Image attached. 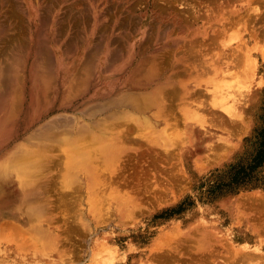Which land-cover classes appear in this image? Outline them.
Masks as SVG:
<instances>
[{
  "label": "rangeland",
  "instance_id": "rangeland-1",
  "mask_svg": "<svg viewBox=\"0 0 264 264\" xmlns=\"http://www.w3.org/2000/svg\"><path fill=\"white\" fill-rule=\"evenodd\" d=\"M135 1L56 0L59 16L72 3L114 12L100 19L98 30L88 13L83 31L73 21L68 29L59 22L58 30L51 15L33 20L31 28H39L32 39L42 41L41 49L33 50L27 30L25 42L13 46V67L26 73V81L31 66L42 64L46 47L72 66L64 83L57 62L49 71L59 78V106L41 121H59L56 137L35 135L36 122L14 141L12 161L27 153L47 161L27 181L42 191L40 200L26 207L31 219L0 225V264H264V0ZM128 10L137 16L139 30L131 31V39L138 45L132 62L118 70L126 49L122 45L118 57L105 62V41L118 33L106 24L118 25ZM85 44L91 49L89 83L63 91ZM181 50L192 56V64L184 62L185 75L171 78L170 59ZM158 61L163 72L151 75ZM139 64L142 74L129 81ZM130 89L147 99L139 112L117 102L129 97ZM105 90L114 91L104 99L106 108L98 109L94 97ZM2 186L0 178V194Z\"/></svg>",
  "mask_w": 264,
  "mask_h": 264
},
{
  "label": "bare ground",
  "instance_id": "bare-ground-1",
  "mask_svg": "<svg viewBox=\"0 0 264 264\" xmlns=\"http://www.w3.org/2000/svg\"><path fill=\"white\" fill-rule=\"evenodd\" d=\"M91 1V0H90ZM106 1V0H104ZM108 1V0H107ZM118 1V0H117ZM113 0V5L114 3ZM133 1V0H132ZM135 1V0H134ZM137 1V0H136ZM135 1V2H136ZM157 1V0H156ZM170 3H175V2H180L179 0H168ZM166 1V2H168ZM184 1V0H183ZM192 1V0H191ZM212 1V0H211ZM216 1V0H215ZM219 1V0H218ZM217 1V2H218ZM65 2V1H64ZM79 2V0H77V3ZM111 2V1H110ZM158 2V1H157ZM195 2V1H194ZM208 2V1H207ZM216 2V3H217ZM27 2H25V0H20V2L18 3L17 0H0V166H1V170H0V178H3V186H2V193L0 194V225L4 224V223H11V221L13 222H17V223H27L31 218L30 215L26 212L27 209L26 207H28L30 204H34L35 202H38L40 199V192H42L40 190V184H35L33 186H27V181L29 182L28 178H31L33 169H36L41 165L44 166V164H46V159H44L42 157V155L39 154H29L27 153L26 155L21 157L19 155H17L16 157H20L19 159H16L12 161V158L14 156V149H13V144L14 141L16 139H18V137L21 134H24L27 130H29L34 123L37 122V126L35 128V135L38 136H44V138H55L56 134L55 130L59 129V121H54L55 119H47V120H43L41 121V119L43 118V116H46L48 109L52 108L54 109L55 107L59 106V78L55 77L53 74H51V70H53V62H57L56 65V71L59 75V71L62 77V81L63 83L65 82V80L68 79V74L70 73V69L72 64L69 62H64V61H60L59 62V56L55 57L54 53L52 52L51 47H46L42 50L43 52V56H41V62L42 64L38 63V65L35 68H30L29 64V68L31 69L29 71L28 74V81L25 80L24 74L26 73H20L21 69H14L13 64H12V57H11V53L13 52V46L16 44H20V39L22 37H24L23 33L25 32V30H27L30 33V40L33 43V45L35 46L33 50H37L38 48H40V45L42 44V41L36 37V39H32V34H34V32L36 33L38 28L34 27L33 29L31 28V26H33V20L34 22L36 20H45L47 19V17L49 15H51L52 17V24L58 28L59 30V22L62 23L63 27L65 26L66 29H68L69 27H71V23L72 21L74 22V27L75 29H77V31H83V27L85 26L86 22H88V16L87 13L89 15L90 21H92V25H94L97 29L98 27V22L100 21V19H102V17H106L107 13H111L109 15H112V13L114 12V9L111 11V8L107 7V11H98L97 8H94L90 3H88L84 8L83 6L77 3H72L70 5L67 4L66 7L63 8L61 16H59L58 13H55V6L57 5L56 0H40L34 3V4H30V6H26ZM59 3V2H58ZM85 3V2H84ZM127 3V2H126ZM129 3V2H128ZM185 3V1H184ZM198 3V1L196 2ZM215 3V2H214ZM15 4V6H14ZM18 4V5H17ZM82 4V3H81ZM101 4V3H100ZM121 4V3H120ZM138 4V3H137ZM148 4V3H147ZM177 4V3H176ZM182 4V3H181ZM34 5V6H33ZM84 5V4H83ZM104 5V4H103ZM128 5V4H127ZM143 5V4H142ZM198 5V4H197ZM217 5V4H214ZM220 5V4H219ZM63 6V5H62ZM96 6V5H95ZM100 6V5H99ZM98 6V7H99ZM121 6V5H119ZM119 6H117L118 8H120ZM129 6V5H128ZM145 6V5H144ZM170 4L167 6L169 7ZM127 8V6H125ZM138 7V6H137ZM165 7V6H164ZM178 7V6H177ZM222 7V6H221ZM220 7V8H221ZM134 9L136 7H132L131 5V9ZM145 8V7H144ZM156 8V6H155ZM158 8V7H157ZM179 8H181L179 6ZM213 8V7H212ZM16 9V10H15ZM99 9V8H98ZM125 9V8H124ZM130 9V10H131ZM147 9V8H146ZM159 9V8H158ZM176 9V8H175ZM174 9V10H175ZM104 10V9H103ZM117 10V9H116ZM138 10V9H137ZM172 12V9H170ZM61 11V10H60ZM119 11V10H118ZM127 11V10H124ZM152 11V10H151ZM181 11V9H180ZM207 11V10H206ZM128 12L130 13L131 11L128 10ZM127 12V13H128ZM146 12V11H145ZM170 12V11H169ZM168 12V13H169ZM31 16L29 18L28 16ZM125 13V14H127ZM127 14V17L121 19L118 23V25H107L108 28H115L119 34H121L120 37L118 36V33L116 34V37L113 39H110V35L109 37L106 39L105 41V45L107 46V48L103 49V54H105V62L108 59H113L115 57H118L115 53L120 52L122 45L125 47L126 49V59L123 61V63H121L118 67V70L121 69V67H125L128 66V64H130L132 62V60L134 59V54L136 52V46L137 44V40H133L131 39V33H133L134 31L139 30V26H138V20H137V16H134V13H130ZM178 13V12H176ZM175 13V14H176ZM203 13V12H202ZM115 14H117V12H115ZM121 14V12H120ZM123 14V13H122ZM165 14V13H164ZM154 15V14H153ZM162 15V14H160ZM202 15V14H201ZM116 16V15H115ZM126 16V15H125ZM155 16V15H154ZM114 17V16H112ZM121 17V16H120ZM157 17V15H156ZM109 18V17H108ZM117 18V17H116ZM122 18V17H121ZM153 18V17H152ZM107 19V18H106ZM114 20V19H113ZM103 21V20H102ZM140 22V21H139ZM153 22V21H152ZM151 22V23H152ZM159 22V20H158ZM169 22V21H168ZM106 23V22H105ZM108 23V21H107ZM110 23V22H109ZM108 23V24H109ZM153 23H157L156 19L155 22ZM100 24V23H99ZM158 24V23H157ZM50 25V24H49ZM91 25V24H90ZM104 25V24H103ZM102 25V26H103ZM169 25V24H168ZM88 26V25H87ZM105 26V25H104ZM151 26V25H150ZM161 26V25H160ZM163 26V25H162ZM148 27V26H147ZM154 27V26H153ZM177 27V26H176ZM47 28V27H46ZM72 28V27H71ZM88 28V27H87ZM164 28V27H163ZM162 28V29H163ZM168 28V26H167ZM95 29V31H96ZM100 29V28H99ZM104 29V28H103ZM101 29L100 31L102 32ZM107 29V28H106ZM105 29V30H106ZM166 29V28H165ZM182 29V28H181ZM98 30V29H97ZM109 30V29H107ZM143 30V29H142ZM164 30V29H163ZM73 31V29H72ZM86 31V30H85ZM84 31V33H85ZM99 31V32H100ZM133 31V32H131ZM141 31V30H140ZM155 31V30H154ZM142 32V31H141ZM161 32V30H160ZM180 32V31H179ZM27 33V32H26ZM38 33V32H37ZM46 36H48V38H50V32H45ZM74 33V32H73ZM108 33V32H107ZM113 33V32H112ZM41 34V32H40ZM62 34V33H61ZM81 34V32H80ZM105 34V33H104ZM103 34V35H104ZM148 33H146L147 35ZM163 34V32H162ZM37 35V34H36ZM52 35V34H51ZM84 35V34H83ZM89 35V34H88ZM102 35V37H103ZM134 35V34H133ZM149 35V34H148ZM151 35V34H150ZM160 35V34H159ZM165 35V33H164ZM162 35V36H164ZM28 36V35H27ZM43 36V35H42ZM63 36V35H62ZM65 36V35H64ZM68 36V35H67ZM105 36V35H104ZM90 37V36H89ZM147 37V36H146ZM161 37V36H160ZM159 37V38H160ZM25 38V37H24ZM65 38V37H64ZM82 38V37H81ZM172 38V37H171ZM52 39V37H51ZM67 39V38H66ZM90 39V38H89ZM149 41V38H147ZM147 39L145 41H147ZM153 39V37H152ZM23 40V39H21ZM62 40V39H61ZM79 40V39H78ZM81 40V39H80ZM86 40V39H85ZM99 40V39H98ZM157 40V39H156ZM167 40V38L165 39V41ZM198 40V39H197ZM196 40V45H197V41ZM24 41V40H23ZM27 41V40H26ZM77 41V40H76ZM97 41V40H96ZM144 41V43H145ZM171 41V40H170ZM190 41H192L190 39ZM25 42V41H24ZM153 42V41H151ZM157 42V41H156ZM186 42V41H185ZM184 42V43H185ZM195 45V41H192ZM63 43V42H62ZM90 43V42H89ZM101 43V41H100ZM173 43V42H172ZM188 44V42H186ZM46 44V43H45ZM92 44V43H91ZM156 44V43H155ZM190 44V42H189ZM188 44V45H189ZM64 45V44H63ZM74 45V44H73ZM79 45V44H78ZM96 45V44H95ZM185 45V44H184ZM183 45V46H184ZM192 45V46H193ZM256 45V43H255ZM66 46V45H65ZM76 46V44H75ZM85 47L83 48L86 53L83 55H80L78 60H79V65L76 68V70L74 72L71 73L70 75V79L68 81V84L64 87H62V90H68V91H72V89H74L75 91H77L78 89H80V87L82 85H86V83L88 82L87 77H90L91 75V69H90V62H91V53L89 54V50L88 49V45H84ZM186 46V45H185ZM199 46V45H198ZM254 46V45H253ZM26 47V46H25ZM27 47H30L27 46ZM44 47V46H43ZM42 47V48H43ZM64 47V46H63ZM73 47V46H72ZM78 47V46H77ZM82 47V46H81ZM111 47V51L108 50ZM175 47V46H174ZM181 47V46H179ZM178 47V48H179ZM187 47V46H186ZM190 47V46H188ZM255 47V46H254ZM59 48V47H58ZM57 48V49H58ZM149 48V47H148ZM147 48V49H148ZM171 48V47H170ZM194 48V47H193ZM197 47L195 46L194 49H196ZM201 48V47H200ZM95 49V48H94ZM98 49V48H97ZM102 49V47H101ZM189 49V48H188ZM55 50V49H54ZM123 50V49H122ZM173 50V47H172ZM185 50V49H184ZM187 50V49H186ZM190 50H192V48L190 47ZM201 49H199L200 51ZM204 50V49H203ZM30 53V50H27ZM75 51V50H74ZM73 51V53H74ZM84 51V52H85ZM96 51V50H95ZM142 51V50H141ZM180 51V50H179ZM175 52L172 57H171V61L173 63H171L173 65V68L175 69L173 72L170 73V76H172L171 78L177 77L179 78L181 75H185V71H184V62L186 63L192 56H190V58L188 56H186V54L184 53V51L182 52ZM193 51V50H192ZM202 51V50H201ZM186 52V51H185ZM189 53V51H187ZM28 53V55H29ZM34 53V52H33ZM72 53V54H73ZM121 53V52H120ZM187 53V54H188ZM191 53V52H190ZM194 53V52H193ZM191 53V54H193ZM201 53V52H199ZM19 54V53H18ZM68 54V53H67ZM93 54V53H92ZM102 54V55H103ZM111 54V55H110ZM142 54V52H141ZM150 54V53H149ZM59 55V54H58ZM79 55V54H78ZM120 55V54H119ZM194 55V54H193ZM199 55V54H198ZM69 56V55H68ZM158 56V55H157ZM202 56V55H200ZM19 57V56H18ZM28 57V56H27ZM62 57V56H61ZM167 57V56H166ZM198 57V56H197ZM31 58V57H30ZM37 57L35 56V59ZM56 58V60H55ZM70 58V57H69ZM73 58V56H72ZM199 58V57H198ZM198 58L195 57V60ZM25 59V58H24ZM120 59V58H119ZM158 59V57L156 58ZM163 59V58H162ZM165 59V58H164ZM167 59V58H166ZM201 59V58H200ZM52 64V66L46 64V61H48ZM70 60V59H69ZM196 60V61H197ZM162 61V60H161ZM160 61V62H161ZM167 61V60H166ZM165 61V62H166ZM190 61V60H189ZM188 63L192 64V63ZM202 61V59H201ZM200 61V63H201ZM40 62V61H39ZM78 62V61H77ZM101 62V61H100ZM199 63V60H198ZM46 64V65H44ZM167 64L169 65V63L167 62ZM104 65V64H103ZM161 63H153V68L154 70H150V74H159L163 71H161ZM197 65V63H196ZM199 65V64H198ZM200 65H204L203 63H201ZM22 66V65H21ZM164 66V65H162ZM75 67V66H74ZM192 67V66H191ZM199 66H197L198 68ZM26 68V67H25ZM52 68V69H51ZM167 68V67H166ZM190 68V66H189ZM193 68V67H192ZM187 69V68H186ZM199 69V68H198ZM25 70V69H24ZM27 70V69H26ZM101 70L105 71V68L101 66ZM142 70L141 69V65H137L136 67H134L133 70H130V73L128 75V80L131 81L133 79V76H138L142 74ZM190 70V69H189ZM94 71V69H93ZM117 72V71H116ZM56 73V72H55ZM68 73V74H67ZM94 73V72H93ZM113 73V72H112ZM115 73V72H114ZM57 75V74H56ZM169 76V75H168ZM169 76V77H170ZM159 76H157L158 78ZM161 77V75H160ZM93 79V78H92ZM154 79V78H153ZM122 80V79H121ZM168 80V79H167ZM170 80V79H169ZM86 82V83H85ZM147 82V81H146ZM62 83V84H63ZM85 83V84H83ZM89 83V82H88ZM121 83V82H120ZM145 83V82H144ZM119 84V83H118ZM136 84H139L138 81H136ZM151 84V83H150ZM175 85V84H174ZM173 85V86H174ZM172 86V87H173ZM82 88V87H81ZM180 88V87H179ZM92 89V88H91ZM117 89V88H116ZM152 89V88H151ZM183 91L185 89H187V87H182ZM88 90V89H87ZM115 90V89H114ZM114 90H110V91H114ZM120 90V89H119ZM125 90V89H124ZM167 90V89H165ZM164 90V91H165ZM171 90V89H170ZM170 90L166 91V94L169 95V93H171ZM176 90V89H175ZM110 91H103L101 94L96 95L93 99H90L91 101H96L97 102V108L98 109H105L108 103L104 102V99H106V97L108 96V93L110 94ZM131 94L129 97L121 99L119 98L117 100L119 105H123L125 104L127 107H129L130 110L134 112H139L142 110L143 108V104L146 97H144V95H139V93L133 91L132 89L128 90ZM83 92V91H82ZM151 92V91H150ZM115 93V92H114ZM146 93V92H145ZM180 93V92H179ZM182 93V92H181ZM147 94V93H146ZM151 94V93H150ZM125 95V94H124ZM153 95V94H151ZM166 95V96H167ZM177 94L173 95L176 96ZM179 95V94H178ZM110 96V95H109ZM123 96V95H122ZM146 96V95H145ZM171 96V95H170ZM172 96V98H173ZM25 97H29V99L25 98ZM68 97V96H67ZM152 97V96H151ZM165 97V96H164ZM187 97V96H186ZM166 98V97H165ZM170 98V97H169ZM176 98V97H175ZM181 98V97H180ZM124 100V101H123ZM144 100V101H143ZM147 100V99H146ZM149 100V99H148ZM153 100V99H151ZM150 100V101H151ZM167 100V99H166ZM154 101V100H153ZM170 102V101H169ZM168 102V103H169ZM27 103V104H26ZM81 103V102H80ZM89 103V102H88ZM155 103V101H154ZM148 104V103H146ZM151 104V103H149ZM172 104V102H171ZM189 104V103H187ZM63 105V104H62ZM170 105V104H169ZM168 105V106H169ZM70 105H68L69 107ZM217 106V105H216ZM74 107V106H73ZM78 107V106H77ZM115 107V106H114ZM147 107V106H145ZM165 108V107H163ZM51 109V110H52ZM59 109V108H58ZM75 109V108H73ZM108 109V108H107ZM120 109V108H119ZM124 109V108H123ZM145 109V108H144ZM147 109V108H146ZM168 110V109H167ZM166 110V112H167ZM170 110V109H169ZM188 110V109H187ZM73 111V110H72ZM102 112V111H101ZM175 112V111H174ZM186 112V111H185ZM97 113V112H96ZM99 113V112H98ZM104 113V112H103ZM106 113V112H105ZM59 114V113H58ZM161 114V112H160ZM159 114V115H160ZM171 114V112H170ZM139 115V114H138ZM137 115V116H138ZM157 115V114H156ZM173 115V114H172ZM229 115V114H228ZM58 116V115H57ZM93 116V115H92ZM99 116V115H98ZM136 116V118H137ZM230 116V115H229ZM233 116V115H232ZM133 117V116H132ZM104 118V117H103ZM171 118V117H170ZM94 119V118H93ZM133 119V118H132ZM90 120V119H89ZM208 120V119H207ZM65 121V120H64ZM128 121V120H127ZM88 122V121H87ZM86 122V123H87ZM124 122V121H123ZM143 122V121H142ZM166 122V121H165ZM122 123V121H121ZM120 123V124H121ZM128 123V122H127ZM126 123V124H127ZM179 123V122H178ZM66 124V123H64ZM89 124V122H88ZM119 124V126H121ZM125 124V125H126ZM35 125V124H34ZM112 125V124H111ZM111 125H107V126H111ZM128 125V124H127ZM126 125V126H127ZM71 126V124H70ZM93 126V125H92ZM114 126V125H113ZM85 125H78L76 128H78L79 130H82V128H84ZM103 127V126H102ZM117 127V126H116ZM71 128V127H70ZM95 128H97L95 126ZM111 128V127H110ZM175 128V127H174ZM104 129V128H103ZM101 129V130H103ZM113 129V128H112ZM129 129V127H128ZM54 130V131H52ZM106 130V129H105ZM122 130V129H121ZM127 130V128H125V131ZM132 130V129H131ZM135 130V129H134ZM71 131V130H70ZM57 132V131H56ZM92 132V130H91ZM100 132V131H99ZM99 132L97 134H99ZM102 132V131H101ZM112 132V131H111ZM59 133V132H58ZM61 133V132H60ZM128 133V132H126ZM30 134V133H29ZM63 134V133H62ZM91 134V133H90ZM96 134V133H94ZM107 134V133H106ZM115 134V133H114ZM117 134V133H116ZM122 134V133H121ZM64 135V134H63ZM72 135V134H70ZM92 135V134H91ZM58 136V135H57ZM128 137V135H126ZM133 136V135H132ZM73 137V136H72ZM88 137V136H87ZM106 137V136H105ZM115 137V136H113ZM122 137V136H121ZM136 137V136H135ZM66 138V137H65ZM110 138V137H109ZM119 138V136H118ZM67 139V138H66ZM141 139V138H140ZM25 140V139H24ZM86 140V139H85ZM105 140V139H104ZM118 140V139H117ZM172 140V139H171ZM97 141V140H96ZM111 141V139H110ZM113 141V140H112ZM90 143V142H89ZM87 145H90V144ZM35 144V143H34ZM115 144V143H114ZM118 144V143H117ZM55 145V144H54ZM53 144L49 147H52ZM95 146V145H94ZM104 146V145H103ZM117 146V145H116ZM48 147V148H49ZM57 147V146H56ZM87 147V146H85ZM83 147V148H85ZM91 147V146H90ZM78 148V147H77ZM112 148V146H111ZM110 148V149H111ZM118 148V147H117ZM50 149V148H49ZM88 149V148H87ZM91 149V148H90ZM101 149V147H100ZM83 150V149H82ZM53 151V150H51ZM56 151V150H55ZM86 151V149H85ZM92 151V150H91ZM103 151V150H102ZM105 151V150H104ZM59 152V151H58ZM72 152V151H71ZM75 152V151H74ZM78 152V151H77ZM83 152V151H82ZM94 151H92L93 153ZM112 152V151H111ZM48 153V152H47ZM97 153V152H96ZM110 153V152H109ZM42 154V153H41ZM67 154V153H66ZM49 155V154H48ZM82 156V155H81ZM85 156V153H84ZM97 156V155H96ZM95 156V157H96ZM101 156V155H100ZM67 157V156H66ZM138 157V156H137ZM94 158V157H93ZM53 160V158H52ZM51 160V161H52ZM57 160V159H56ZM61 160V159H60ZM77 160V159H76ZM96 160V159H95ZM104 160V159H103ZM49 161V160H48ZM78 161V160H77ZM76 161V162H77ZM94 161V160H93ZM100 161V160H99ZM98 161V162H99ZM57 162V161H56ZM59 162V161H58ZM105 162V161H104ZM103 162V163H104ZM54 163V162H53ZM3 164V165H2ZM40 164V165H39ZM51 165V164H50ZM103 165V164H102ZM40 166V167H41ZM48 166V165H45ZM45 168V167H44ZM51 168V166H50ZM48 166V169H50ZM89 168V167H88ZM35 171V170H34ZM46 172V171H44ZM56 172V171H55ZM60 173V172H59ZM59 173L57 175H59ZM47 174V173H46ZM76 174V173H75ZM52 175V174H51ZM47 176V175H46ZM56 176V175H55ZM57 177V176H56ZM47 178V177H46ZM59 178V177H58ZM34 179V178H32ZM36 179V178H35ZM38 179V178H37ZM18 182H17V181ZM50 180V179H47ZM46 180V181H47ZM54 180V179H53ZM45 181V180H44ZM58 181V179H57ZM41 184H43V182H39ZM45 183V182H44ZM60 183V182H59ZM46 184V183H45ZM118 185V184H117ZM43 186V185H42ZM50 186V185H49ZM48 187V185H47ZM56 187V186H55ZM56 189V188H55ZM50 191V190H49ZM65 192V191H64ZM70 194V193H69ZM43 197V196H42ZM71 197V196H69ZM72 198V197H71ZM70 200V199H69ZM73 200V199H72ZM71 201V200H70ZM56 202V201H55ZM68 202V200H67ZM73 202V201H72ZM49 203V202H48ZM36 204V203H35ZM68 204V203H67ZM71 204V203H70ZM73 205V204H72ZM46 206V205H45ZM85 206V205H84ZM38 207V206H36ZM68 207V206H67ZM33 211V210H32ZM36 211V209H35ZM58 212V211H57ZM11 220V221H8ZM34 221V220H32ZM58 221V219H57ZM31 223V222H30ZM10 225V224H8ZM12 225H15L14 223ZM7 226V225H6ZM2 227V226H1ZM26 227V226H25ZM10 228V227H9ZM21 229V228H20ZM19 229V230H20ZM26 229V228H25ZM4 230V229H3ZM22 231L24 229H21ZM15 231V230H14ZM6 232V231H5ZM24 232V231H23ZM24 234V233H23ZM22 234V235H23ZM27 234V233H26ZM1 238V237H0ZM33 238V237H32ZM4 239V238H3ZM245 247V245H244ZM242 258L244 256H241Z\"/></svg>",
  "mask_w": 264,
  "mask_h": 264
}]
</instances>
